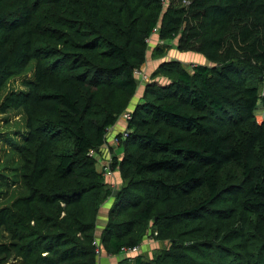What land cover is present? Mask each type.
Masks as SVG:
<instances>
[{
	"label": "trees",
	"instance_id": "trees-1",
	"mask_svg": "<svg viewBox=\"0 0 264 264\" xmlns=\"http://www.w3.org/2000/svg\"><path fill=\"white\" fill-rule=\"evenodd\" d=\"M165 1L0 0V90L36 59L28 90L9 93L3 111L24 108L29 127L54 133L45 138L41 176L68 181L82 171L91 177L21 199L24 219L36 225L29 236L21 235L22 246L0 245L7 259L13 247L20 264H97L83 196L105 189L95 152L125 110L99 113L98 99L104 90L113 100L136 94L135 70L145 64L148 40L158 29L161 39H178L180 50L202 54L212 65L196 64L191 71L179 61H164L160 70L172 83L150 84L151 98L130 112L128 137L120 141L126 153L111 167L127 180L115 196L116 215L132 210L133 219L110 225L104 241L120 254L140 245V237L132 236L136 222L155 220L158 238L173 244L162 257L138 256L134 264H264V0H169L167 8ZM42 37L51 44L37 48ZM61 135L70 148L49 155L52 140ZM228 165L240 168L242 180L222 187ZM114 191H106L102 201ZM198 191L204 195L191 203ZM11 214L0 208V228ZM237 214L248 219L243 216L222 237L225 246L208 239L177 241L179 227L205 217L216 223L211 229L220 238ZM206 229L205 223L197 230ZM238 238L242 243L235 246L244 251L261 242L255 260L230 259L236 253L227 244Z\"/></svg>",
	"mask_w": 264,
	"mask_h": 264
},
{
	"label": "rangeland",
	"instance_id": "rangeland-1",
	"mask_svg": "<svg viewBox=\"0 0 264 264\" xmlns=\"http://www.w3.org/2000/svg\"><path fill=\"white\" fill-rule=\"evenodd\" d=\"M182 2L188 4L189 0L188 2L187 0H182ZM168 3L169 0H166L165 8H167ZM42 13L45 14V10H43ZM50 15L52 16V13H50ZM54 26L55 25L52 24L53 28H58V26ZM36 43L38 45L37 48L40 46L45 48V46L51 44L43 37L38 38ZM43 48H40V50ZM160 50L161 53H159ZM44 55L45 54H41V57H45ZM173 60L179 61L186 69L191 71L193 65L196 64L212 65L202 54L180 50L178 39L174 41L161 39L159 30L156 29L148 40L147 60L140 69L142 73L140 76L136 75L139 85L136 94L131 97H127L125 94H118L113 100L110 98L109 93L104 90L98 99L99 106L96 109L101 113V108L111 107L115 109L125 107L123 114L126 112H133L139 103L146 102L151 98L150 95L147 96L146 94V90L150 84L168 85L172 83L170 77L160 70V65L164 61ZM35 62L36 59H33L29 67L22 73L6 79L0 90V208H8L14 215H17L14 216L11 214V218L8 219L10 223L0 228V245H12L13 242L17 243L18 241L19 245L22 246L23 242L20 241L21 235L29 236L35 229L34 227L36 224L34 221L29 223L26 221L27 219H24V206L22 204L19 205L21 199L23 200L27 197L40 195L42 193H50L58 189H65L80 179L89 180L91 178H87V174L84 176L82 171L78 172L77 177L69 179L68 181H57L50 175L45 174L41 176L43 171L41 160L45 157V138H51L54 133H38L29 127V114L24 108H9L6 112L3 111L4 100L9 93L28 90V86L25 83L33 79L32 75L35 71ZM123 114L120 116L119 121L109 129L106 144L100 148L99 151L95 152L96 169L103 174L106 183L105 189H103V191L88 192L83 196V206L86 213L85 218L88 225L93 227L88 233L93 236L91 245L95 252L97 264H118L121 259H128L129 263L134 264L135 258L138 256H142L145 261H153L162 257L164 251L169 249L173 244L171 240L158 238V233L155 231V220L142 223L136 222L132 236L135 238L140 237L141 240L138 246L139 248L136 251L130 253L122 252L120 254L115 253L104 241L105 231L110 225L117 224L121 226L125 222L132 221L133 219L132 210L123 211L120 215H116L119 209H114L115 196L113 194L105 201H102L106 191H119L127 184L126 179H123V183L121 184V182L118 181L119 177L114 178V174L109 175L105 173L106 165L112 166L115 161L122 160L126 153V148L124 144H121L122 142L119 144L110 142L111 140L114 141L117 132L124 127L122 124L124 122L127 123ZM196 115L200 114L196 113ZM43 116L44 115H40V117ZM262 118V111L260 109L258 112V120L261 122ZM122 119L125 121L123 122ZM35 125L37 126V123H35ZM158 128H160V124H155L154 129L156 130ZM52 141L55 146L51 148L50 151H47L49 155L60 153L70 148L71 141L66 135H61L59 138L56 137ZM134 147L136 146H133V149ZM117 175L119 174L117 173ZM241 180L240 168L238 166L228 165L221 175V186L224 187L231 183H239ZM203 195V191L194 193L190 197V202L193 203L198 201ZM62 206L64 207V204H62ZM218 206H221V204ZM58 207L57 205L55 211ZM64 216L65 213L63 212L56 222H60ZM243 216L248 219V215L237 214L232 221L230 220L231 222L228 224L227 229L221 231L219 238V235L216 237L214 230L211 229L216 223L212 221L206 222L208 217L215 218L214 213L208 212V217L204 218L205 222H197L195 224L187 222L179 227L177 229V234H179L176 235L177 241L181 243V241H190L192 238L196 243H199L205 242L204 239H208V242L212 244H221L225 246L222 237L230 229L241 225L240 223L242 219H244ZM205 223L207 224L206 230H197L200 226H205ZM86 235L87 234H84V236ZM206 236L209 237L206 238ZM240 242L242 243L241 239L238 238L227 244V246L232 247L236 253L235 256H232L230 259L238 260V257L241 259L242 256L245 257L243 261L249 258L255 260L259 249L262 247L261 242H256L255 245L251 246L246 251L235 246L236 243ZM14 249L13 247L10 249V251H12V256L9 259H7L4 254H0V264L22 263V257L18 256ZM194 255L196 256L197 254ZM202 260L203 257L201 261ZM243 264H246V262H243Z\"/></svg>",
	"mask_w": 264,
	"mask_h": 264
},
{
	"label": "built area",
	"instance_id": "built-area-1",
	"mask_svg": "<svg viewBox=\"0 0 264 264\" xmlns=\"http://www.w3.org/2000/svg\"><path fill=\"white\" fill-rule=\"evenodd\" d=\"M187 2H188V0H187ZM141 69V68H140ZM140 69H136L135 70V75H141V70ZM130 114L131 113H129V112H126V113H124L123 114V117L125 118V120L128 122V119H130ZM128 127H127V129L122 133V134H119V135H117V137H115V139H114V142H115V144L117 143V144H119L120 143V141H121V139H125V138H127L128 137ZM94 152H92V154H93ZM113 171H112V167L110 166V165H106L105 166V173L107 174H111ZM139 247L138 246H136V247H134V248H125L124 249V252H127V253H130V252H133V251H136L137 249H138Z\"/></svg>",
	"mask_w": 264,
	"mask_h": 264
},
{
	"label": "crops",
	"instance_id": "crops-1",
	"mask_svg": "<svg viewBox=\"0 0 264 264\" xmlns=\"http://www.w3.org/2000/svg\"><path fill=\"white\" fill-rule=\"evenodd\" d=\"M138 103H139V102H138ZM138 103H137V104H138ZM122 120H123V122L125 121L124 119H122ZM118 121H119V120H118ZM118 121H117V122H118ZM122 125L124 126L123 128H125L126 125H127V123L124 122ZM122 125H121V126H122ZM127 126H128V125H127ZM123 128H122L119 132H117V134L115 135V137H117V135H119V134H122V133L124 132V130H126L127 127H126L125 129H123ZM115 137H114V138H115ZM110 142H113V143H114V141H112V140H111ZM117 173H118L119 175H117ZM112 174H114V178H115V177H119L118 181L121 182V184L123 183V178H122V176H121V171H120L119 168L113 170V172H112L111 174H109V175H112ZM116 180H117V179H116Z\"/></svg>",
	"mask_w": 264,
	"mask_h": 264
},
{
	"label": "water",
	"instance_id": "water-1",
	"mask_svg": "<svg viewBox=\"0 0 264 264\" xmlns=\"http://www.w3.org/2000/svg\"><path fill=\"white\" fill-rule=\"evenodd\" d=\"M117 192H118V190H115V191H114V196H116Z\"/></svg>",
	"mask_w": 264,
	"mask_h": 264
},
{
	"label": "bare ground",
	"instance_id": "bare-ground-1",
	"mask_svg": "<svg viewBox=\"0 0 264 264\" xmlns=\"http://www.w3.org/2000/svg\"><path fill=\"white\" fill-rule=\"evenodd\" d=\"M171 1V0H170ZM167 57V56H166Z\"/></svg>",
	"mask_w": 264,
	"mask_h": 264
}]
</instances>
